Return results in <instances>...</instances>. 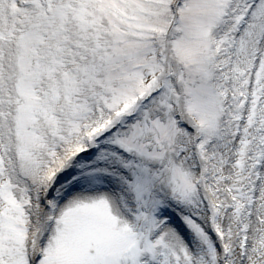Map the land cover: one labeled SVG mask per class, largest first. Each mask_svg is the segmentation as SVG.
Masks as SVG:
<instances>
[{
    "label": "snow or ice",
    "instance_id": "snow-or-ice-1",
    "mask_svg": "<svg viewBox=\"0 0 264 264\" xmlns=\"http://www.w3.org/2000/svg\"><path fill=\"white\" fill-rule=\"evenodd\" d=\"M0 264H264V0H0Z\"/></svg>",
    "mask_w": 264,
    "mask_h": 264
}]
</instances>
